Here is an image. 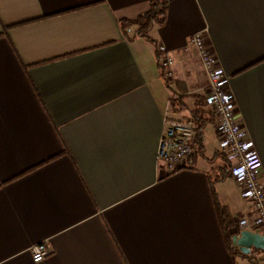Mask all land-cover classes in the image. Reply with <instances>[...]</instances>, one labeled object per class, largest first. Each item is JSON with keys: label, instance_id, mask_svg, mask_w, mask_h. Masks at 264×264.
Here are the masks:
<instances>
[{"label": "crops", "instance_id": "0c3cea01", "mask_svg": "<svg viewBox=\"0 0 264 264\" xmlns=\"http://www.w3.org/2000/svg\"><path fill=\"white\" fill-rule=\"evenodd\" d=\"M153 1L0 0V264H245L215 199L232 233L246 201L235 182L232 215L218 190L233 179L216 116L200 111L208 78L190 38L206 31L264 183V0H170L147 37L127 35ZM193 110L202 147L169 171L157 156L166 117ZM43 241L52 252L35 262Z\"/></svg>", "mask_w": 264, "mask_h": 264}, {"label": "built area", "instance_id": "2783aa9c", "mask_svg": "<svg viewBox=\"0 0 264 264\" xmlns=\"http://www.w3.org/2000/svg\"><path fill=\"white\" fill-rule=\"evenodd\" d=\"M138 32L132 28L127 34ZM206 31L199 30L190 38L192 46L201 61L208 78L206 102L217 119V131L220 135L223 150L231 165V178L240 186L246 206L239 213L238 230L249 229L264 235V183L259 180L262 160L252 138L246 135L237 119L235 97L228 85L227 74L218 57L208 44ZM160 66L167 76L173 74L174 59L169 54H163L166 47L159 46ZM195 124L189 118L168 114L166 125L159 139L157 156L166 164L169 171L189 167L193 164L196 152ZM32 258L42 262L51 252L52 247L47 241L31 246ZM253 264H264V256L257 258L254 249Z\"/></svg>", "mask_w": 264, "mask_h": 264}, {"label": "trees", "instance_id": "16d2710c", "mask_svg": "<svg viewBox=\"0 0 264 264\" xmlns=\"http://www.w3.org/2000/svg\"><path fill=\"white\" fill-rule=\"evenodd\" d=\"M169 1L170 0H155V1H153L151 4V8L144 15L140 16L138 19H136L134 21L125 22L122 24V28H123L124 32L127 34V29L130 27V25L136 24L138 27V32L135 34V36L136 35H142V36L147 37L149 29L152 26V24L155 22H158V21L162 22L164 20L166 8L168 6ZM206 104H207V102L205 100L204 104L201 105L200 111L209 113L212 110L210 109V107H208V104L207 105ZM184 105H185V102L183 101L182 98H178V99H175L172 101V106H173V109L175 111H180ZM198 116H200L199 112L193 110L192 116L189 118L195 124L196 150L202 147V144H203L202 143V137L204 134V127H205L204 119L200 120V119H198ZM228 162H229V160H228ZM224 168L227 171L225 173V175L231 176V165L226 164V166ZM218 177H220V176L215 175V174H211L209 176L210 183H211L213 188H214V184L216 183ZM215 204H216L218 214L220 216L223 234H224V237L226 239L227 246H228L230 252L231 253L238 252V253L242 254L243 256H249V254H245V253H243L241 251H237L235 249V246L233 245V242H232V236L234 233L231 232V227L233 225V221H232L229 213L227 212V210L225 208H223L218 203V200H216V199H215Z\"/></svg>", "mask_w": 264, "mask_h": 264}, {"label": "water", "instance_id": "95a60500", "mask_svg": "<svg viewBox=\"0 0 264 264\" xmlns=\"http://www.w3.org/2000/svg\"><path fill=\"white\" fill-rule=\"evenodd\" d=\"M232 242L245 254L251 253L254 249L264 250V235L258 231L238 230L233 234Z\"/></svg>", "mask_w": 264, "mask_h": 264}, {"label": "rangeland", "instance_id": "374dc122", "mask_svg": "<svg viewBox=\"0 0 264 264\" xmlns=\"http://www.w3.org/2000/svg\"><path fill=\"white\" fill-rule=\"evenodd\" d=\"M218 190L222 196L221 198L229 206L232 215H235L238 205L239 203H241L239 191H238L235 181L231 179H227L219 187ZM263 256H264V252H257V255H256L257 258H262ZM252 257H253V252L249 253V256L246 257L244 263L253 264L254 261Z\"/></svg>", "mask_w": 264, "mask_h": 264}]
</instances>
